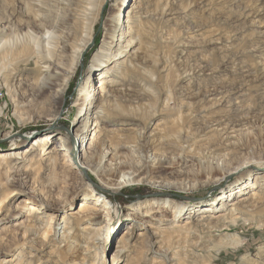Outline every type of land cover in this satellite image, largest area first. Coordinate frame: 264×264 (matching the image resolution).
<instances>
[{
	"label": "rangeland",
	"instance_id": "rangeland-1",
	"mask_svg": "<svg viewBox=\"0 0 264 264\" xmlns=\"http://www.w3.org/2000/svg\"><path fill=\"white\" fill-rule=\"evenodd\" d=\"M59 1L41 0L54 14L50 26L56 38L47 42L43 32L27 35L28 30L38 32L41 26L33 21L38 8L31 0H0V151L12 146L23 149L32 138L48 132L64 136L66 128L75 130L82 119L77 118L75 107L79 89L88 76L91 92L99 80L101 70L91 73L93 57L108 43L120 0H95L85 21L69 16L78 28L74 44L69 37V46L83 48L79 63L60 55L58 12L65 9L64 0L60 5ZM132 2L125 0L122 15ZM133 5L137 9L132 23L121 27L132 37L120 44L125 54L116 60L124 65L105 79L111 98L96 118L102 120L105 133L95 132L99 138L94 140L93 131H88L83 161L93 170L102 166L101 180L109 188H118L114 165L109 164L112 155L104 157L101 141L112 148L126 143L127 149L119 150L118 156L138 163V168L126 170L136 176L113 194L96 189L99 182L91 173L79 175L74 168L40 171L34 181L0 178L2 206L17 214L6 217L0 227L26 217L27 204L43 203L35 190L54 182L59 197L69 201L54 214L46 242L37 238L18 245L1 253L0 259L7 256L11 264H264V194L256 199L255 208L234 224L227 219L210 224V229L176 232L164 222L159 229L155 225L151 230L138 227L130 244L120 245L121 235L136 222L125 220L119 229L105 230L104 220L99 219L98 225L84 230L74 223L63 235V217L75 212L82 197L91 191L125 218L130 206L141 204L140 214L154 200L168 199L186 207L208 205L243 181L240 172L231 173L235 168L255 167L251 178L264 171V0H138ZM130 27L133 29L128 32ZM114 45L107 46L109 58L117 48ZM48 53L62 74H72L57 121L51 118L58 108L51 103L54 94L39 84L43 74L38 63L43 60L38 61V56L46 58ZM112 60L106 65L115 62ZM94 121L89 120V130ZM126 125L132 127L127 134L113 130ZM8 132L14 135L12 142L3 139ZM89 144H93L92 150ZM260 188L264 189V182ZM160 192L176 197H145ZM9 193L12 197L3 199ZM58 200L55 197L51 203ZM19 201H26L24 207ZM42 208L34 212L40 222L50 215ZM136 217L137 222L141 220L140 215ZM152 217L171 220L166 210ZM197 217L187 221L193 225ZM148 232H157L152 239L156 238V246L140 244ZM139 233L145 236L138 237ZM227 234L237 235L240 245L220 248ZM119 250L125 251L123 260L117 262L114 258Z\"/></svg>",
	"mask_w": 264,
	"mask_h": 264
},
{
	"label": "bare ground",
	"instance_id": "bare-ground-1",
	"mask_svg": "<svg viewBox=\"0 0 264 264\" xmlns=\"http://www.w3.org/2000/svg\"><path fill=\"white\" fill-rule=\"evenodd\" d=\"M31 1L32 5L38 8L35 11L33 21L39 22L41 26L40 31L37 32L33 30L31 32L30 30H28L27 35L31 34L29 35V37H35L39 35L40 32H43V39H46L47 42H49L50 39L56 38V32L53 31L52 27L50 26L53 22L54 14H52L51 9L44 7L46 6L45 2L43 3L41 2V0ZM137 1L138 0H133L132 3L134 4ZM94 2L95 0H64L63 7L65 11L64 13H62L61 11L60 13L58 12L61 57H64L63 55H65L70 59L77 61V63H79V61L81 60L83 48L71 49V47L69 46V43L71 41L69 37H73L74 40L72 41V44H74L76 40V31L78 30V28L75 23H70L71 20H68V18L70 15H72L73 19L75 18L79 21H85L87 16H89L90 12L92 11ZM124 2L125 0H120V9L113 16L116 25H114V27L111 29L108 37V43L105 42L103 45H101L96 51L95 56L93 57L91 73H93L94 71H98V69L101 70V72H99L98 74L99 80L95 83V85L97 84L96 87L94 86L92 92L91 90L89 91V88L91 86L89 80L90 76H88V78L85 79L79 89L77 96L78 98L75 101V107L78 110L77 118H82L80 120L79 126L75 130L72 129L70 133L69 131L66 132L64 136L61 134H57L56 131L36 136L35 138H32V140L26 147L20 150H15L16 146H12L8 150H1L0 178L4 177L6 181L9 179L11 181H17L22 178H27L28 180L31 179V181H34L36 174H38L40 171L46 173L49 171H54L55 169L59 170L70 168L72 170V168H74L75 170H77L79 175H83L84 172L91 173L99 182L100 188L98 190L105 191L110 194L117 193L119 189L127 186L131 181H133V178L136 176V174H134L132 171L126 172V170L138 168V165H136L138 163L132 161H122L121 157L118 156L119 150L127 149L126 143L123 146H114L112 148V146L108 145L106 141H104V139L101 141V148L102 152L104 153V157L106 155L107 157L112 155L111 159H109V164L111 166L114 165L112 169L114 170V173L117 175V179L119 180L118 188H109L104 184L103 180H101V178L99 177V171H105L100 170L102 169V166H98V169L93 170L83 161V159L85 160L86 155V150L83 149V145L90 138L88 131H93L94 140L99 138V135L105 133V130L100 126L101 124H103V122H101L102 120H96V118H98L97 115L100 113L99 110L101 106L105 105V103L107 102H110L111 98L112 91L107 90V87H109L110 85L106 84L105 79L109 78L114 71L120 70V68L124 65V62L116 61L125 54L122 53L124 51H120L119 46L122 42L124 43L127 40V37L131 36V33L123 32V30H121V27H125V24L129 25L132 23V14L137 9L136 6L130 4L128 5L129 8L126 10V14L122 15L120 12L124 7ZM60 4L61 0L59 1V5ZM62 24L64 27L62 26ZM63 29H66L68 31L67 34L63 32ZM132 29L133 28L130 27V29H128V32L132 31ZM124 34L127 35L125 36ZM130 43L131 42H128L127 45H130ZM23 44L26 45L25 42ZM109 44L111 46H113L114 44V46H117L114 55H112V57L110 58L107 57L108 55L106 54V49ZM103 58H105V61H103ZM111 58L113 59L112 61L115 62L111 63L110 66H107L106 62L109 63ZM38 61H42L38 64L40 65V70L43 74V77L39 79L40 83H38L40 84V87H42V89H48L53 92L54 95L52 97L51 103L54 106H58V108L52 114L51 118H53L54 121H57L60 119V107L63 104V98L69 87L68 85L72 78V74L69 72H65L62 74L59 64L55 62L50 53L47 54L46 58L38 56ZM26 62L29 63V60H27ZM91 118H94L95 121L94 127L89 130L88 123ZM113 130H118L121 133L127 134L132 130V127L126 125L124 127L114 128ZM95 132L99 133V135L97 136ZM2 136L5 140H10L11 142L13 141L14 135L11 134V132L4 133ZM26 139L27 138H25V140ZM93 147V144H89V149ZM81 150H83L84 152L81 153ZM247 167H250V165H241L239 166V168H235L231 173L240 172L241 175L244 176L243 181L239 182V184H237L236 186L224 191L222 195L215 197L208 203V205H200L199 203H197L190 207H186L182 203L176 204L175 202L168 199L154 200L151 203H148V206L143 208L145 210L144 213L142 212L138 214L141 208V204L130 206L127 209L128 214L125 216V218L122 217L123 215L121 214V211L116 208L112 210V206H109V204L104 201V198L101 199V196L95 195L94 192L91 191L90 194H86L85 197H82V200L76 206L77 208L75 212H69L68 214H66V217H63V235L66 234L67 230L72 229L71 226L74 223L84 230L88 229L91 225H98L99 219H102L104 220V225L102 226V228H105V230L107 228V230H109L114 228L119 229L121 224H123L125 220L136 222L134 226H131L123 235H121V238H119L118 243H120L121 245L123 242L126 244H130L132 233L136 231L138 227H141L142 229H146V227H149L151 230L152 226L155 225L156 228L159 229L161 228L160 225L164 222L166 223V225H170L171 229H175L174 231L177 230L184 232L185 230V233L187 230H191L194 227L209 228L210 224L222 223L225 222V220L227 221V219H230L234 224L236 220L240 219L242 216H246V213H250L253 207L255 208L254 204H256V199H260L264 194V189L260 188L262 182H264V171H262L261 173H257L255 177L251 178V176H249L251 171H255L257 169L255 167H251L252 170H250L251 168L247 169ZM49 186L50 187L35 190L37 191L36 194L38 195V198H40L41 202L43 203L34 202L27 204L26 217L21 218L19 221H13L12 223H10L13 220L12 219L10 222H7L0 227V254L4 251H8L7 253H9V251L15 250L18 245L25 246L26 243L36 241L37 238L41 239V241L43 242H46L48 235L51 233V221H53L55 217L54 214L62 211L60 209L66 206L69 202L63 197H59L58 193H60V190L58 187V183L55 184L54 182ZM11 195L12 193H9L7 196H4L3 199H9L10 197H12ZM55 197H58L59 200L57 201V203H51V200L55 199ZM24 203H26V201H19V204H21V206H23ZM2 204L3 201L0 199V223H2L3 220L6 219V217H15L14 215H17L15 214V211L9 210L8 206L3 207ZM40 206L44 207L42 208L44 209V211L48 213L50 212V215L48 216V219L46 221L40 222L37 219L38 217H34L35 210H38ZM159 210L169 211L171 220L167 221V219H154L152 216ZM139 215L141 217V220L137 222L136 216ZM195 215L198 216L195 220L197 223L195 222L193 225H191L187 220H190V218ZM85 218H88L90 220H87ZM145 218L148 220L144 221L143 219ZM180 219H186V221L182 223ZM228 222L230 223V221ZM99 230L102 229L99 228ZM154 230L156 231L155 228ZM157 232L151 234L149 232L146 233V237L141 240L142 243L140 244H145L150 247L156 246L158 244V242H156V238L155 241H152V239H154V236H157ZM187 232L189 233V231ZM144 236L145 235L142 233L138 234V237L142 238ZM240 243L241 239L237 237V235L227 234L225 236V240L221 242L219 247H236L240 245ZM124 251L125 250H119L115 255L114 261L119 262L123 260L121 259V256ZM11 257L13 256L11 255ZM0 264H11V259L6 256L5 258L0 259Z\"/></svg>",
	"mask_w": 264,
	"mask_h": 264
},
{
	"label": "water",
	"instance_id": "water-1",
	"mask_svg": "<svg viewBox=\"0 0 264 264\" xmlns=\"http://www.w3.org/2000/svg\"><path fill=\"white\" fill-rule=\"evenodd\" d=\"M66 132H68L69 131V133L71 132L70 130H68L67 128H66V130H65ZM94 187L96 188V189H99V187L98 186H96V185H94ZM217 190V188L215 189H213V191H216ZM153 196H157V197H176V195H173V194H168V193H163V192H160V193H157V194H150V195H145V197L146 198H152ZM145 197H140V199H142V198H145ZM182 198V197H181ZM184 199V198H183ZM186 200H187V198H186ZM194 200H196V199H194Z\"/></svg>",
	"mask_w": 264,
	"mask_h": 264
}]
</instances>
